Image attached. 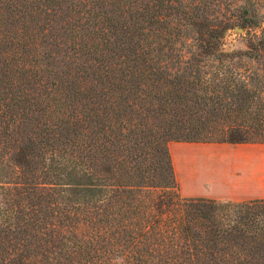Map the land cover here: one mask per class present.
Wrapping results in <instances>:
<instances>
[{
	"label": "trees",
	"instance_id": "trees-1",
	"mask_svg": "<svg viewBox=\"0 0 264 264\" xmlns=\"http://www.w3.org/2000/svg\"><path fill=\"white\" fill-rule=\"evenodd\" d=\"M1 65L0 264H264V199L182 198L168 148L264 143V0H0Z\"/></svg>",
	"mask_w": 264,
	"mask_h": 264
},
{
	"label": "crops",
	"instance_id": "crops-1",
	"mask_svg": "<svg viewBox=\"0 0 264 264\" xmlns=\"http://www.w3.org/2000/svg\"><path fill=\"white\" fill-rule=\"evenodd\" d=\"M168 148L182 198L264 199V143L172 142Z\"/></svg>",
	"mask_w": 264,
	"mask_h": 264
},
{
	"label": "rangeland",
	"instance_id": "rangeland-1",
	"mask_svg": "<svg viewBox=\"0 0 264 264\" xmlns=\"http://www.w3.org/2000/svg\"><path fill=\"white\" fill-rule=\"evenodd\" d=\"M210 20H209V24L211 25H217L218 26V22L220 20H228V25L230 24V28L227 29L223 35H225V38L223 40V45L219 47L220 50H223L225 52H238V51H244L247 47H248V42H249V36L248 35H260V31L259 29L254 30V31H250L247 28H243L241 25V22L239 20L238 17V12L235 10H229V8H225L223 9L222 13H220L219 15H217L215 12H210ZM170 23H168L167 26H169ZM162 26L159 23L155 24L156 30L154 35H161V34H165L164 30L166 31L168 29V27ZM6 28L9 31H14V32H18L16 33V35H21V30L19 31V28L17 25H14L13 28H11V26L9 24H7ZM170 34L169 35H185L187 39H190L191 35H197L196 33L192 32L190 26H187L186 24H182L179 23L177 24L176 22L173 23V25H171L170 27ZM166 35V34H165ZM204 35H208V33L204 34ZM40 37V35L38 36ZM186 39V40H187ZM183 41V40H182ZM42 42V40H41ZM185 42V41H183ZM180 45L178 44L176 47L178 48ZM184 49V48H183ZM187 48H185L186 50ZM57 65H61L56 63ZM2 67V65L0 66V68ZM3 69V68H2ZM13 71H16V68H11ZM15 73V72H13ZM42 72H40L41 74ZM241 73V71H240ZM41 76V75H39ZM31 82L37 86V84L39 83V77H33L31 78ZM149 149V147H148ZM147 149V150H148ZM179 193V192H178Z\"/></svg>",
	"mask_w": 264,
	"mask_h": 264
}]
</instances>
